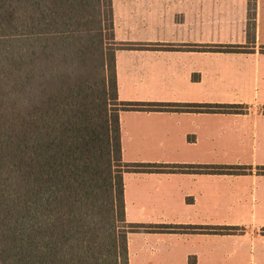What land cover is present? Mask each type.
Returning <instances> with one entry per match:
<instances>
[{
	"label": "crops",
	"instance_id": "crops-1",
	"mask_svg": "<svg viewBox=\"0 0 264 264\" xmlns=\"http://www.w3.org/2000/svg\"><path fill=\"white\" fill-rule=\"evenodd\" d=\"M111 4L114 41L138 46L114 53L119 102L242 111H121L122 162L250 170L123 173L126 224L178 227L137 230L144 232L134 252L138 264H264V174H257L264 167V0ZM215 46L241 51L209 49Z\"/></svg>",
	"mask_w": 264,
	"mask_h": 264
},
{
	"label": "trees",
	"instance_id": "trees-1",
	"mask_svg": "<svg viewBox=\"0 0 264 264\" xmlns=\"http://www.w3.org/2000/svg\"><path fill=\"white\" fill-rule=\"evenodd\" d=\"M136 47L114 41L111 0H0V264H128L127 232L178 228L125 223L123 173L189 166L123 163L119 113L241 106L119 102L114 53Z\"/></svg>",
	"mask_w": 264,
	"mask_h": 264
},
{
	"label": "rangeland",
	"instance_id": "rangeland-1",
	"mask_svg": "<svg viewBox=\"0 0 264 264\" xmlns=\"http://www.w3.org/2000/svg\"><path fill=\"white\" fill-rule=\"evenodd\" d=\"M106 34H108V33H106ZM111 47L113 49L115 46H111ZM108 53H110V51H108V49H107V54ZM144 226H147V225H144ZM138 233H144V232L130 231V232H127V235H126V237H127V243H128L129 261H130V258H131L132 264H138L137 258L134 255V252L137 249V245L141 241L140 238L142 237V236H138ZM163 242H165V241H163ZM165 246H168V245L165 244ZM129 264H130V262H129Z\"/></svg>",
	"mask_w": 264,
	"mask_h": 264
}]
</instances>
